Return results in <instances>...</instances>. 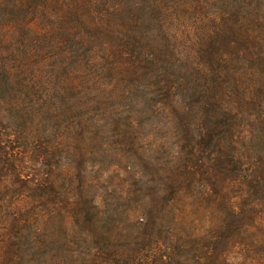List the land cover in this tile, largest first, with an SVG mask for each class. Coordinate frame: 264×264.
<instances>
[{
	"label": "trees",
	"instance_id": "trees-1",
	"mask_svg": "<svg viewBox=\"0 0 264 264\" xmlns=\"http://www.w3.org/2000/svg\"><path fill=\"white\" fill-rule=\"evenodd\" d=\"M108 128L119 213L87 169ZM28 256L264 264V0H0V264Z\"/></svg>",
	"mask_w": 264,
	"mask_h": 264
},
{
	"label": "rangeland",
	"instance_id": "rangeland-1",
	"mask_svg": "<svg viewBox=\"0 0 264 264\" xmlns=\"http://www.w3.org/2000/svg\"><path fill=\"white\" fill-rule=\"evenodd\" d=\"M108 107H111V103L108 105ZM100 112H98L96 115H99ZM102 114V112H101ZM150 127H146L144 129L140 130V137L142 138V141L140 143V147L145 150L147 153L151 151L149 147L151 148L152 144L155 142V144H164L165 146L159 151L158 155H155L156 158H159L160 162L163 163L165 155L163 154L164 151H167V149L171 146V138L168 137L166 132L157 129L152 130ZM102 133L104 134L103 142H105V151L101 152L102 155H97L98 146H91L88 149L87 153H90L91 155L87 159V169L91 172L100 170V173H102L104 170L107 172L104 173V177H109L110 179V185L108 188V191L103 195L102 199V207L110 210V209H120L118 211L121 212L125 207L135 205L136 199L135 196L131 195L127 198V196H124V191L122 189L129 188L131 186V182L126 180L125 173L123 172L122 166L119 164L118 167H113L114 165H117V162L114 161L113 157L111 155L118 153L119 150H121V153L124 156H129L131 152L129 151V148L123 147L120 139L118 137V131L116 128H108V129H102ZM122 149L126 151H122ZM153 148H151L152 150ZM95 151L96 153H94ZM129 152V154L127 153ZM104 156V157H102ZM94 157V158H92ZM113 164V165H112ZM100 168V169H99ZM145 174L144 169L142 170ZM11 187V186H9ZM236 192H238L236 190ZM118 195L123 196V199H118ZM109 219V226L108 229H111V223H115L118 221V218L116 216H111ZM123 229H126L124 234L126 232H130L133 229V225H123ZM246 255V254H245ZM32 257L28 256L26 260L22 261L20 264H30L29 259ZM41 262H38V264ZM248 263V259H247ZM35 264V263H33Z\"/></svg>",
	"mask_w": 264,
	"mask_h": 264
}]
</instances>
